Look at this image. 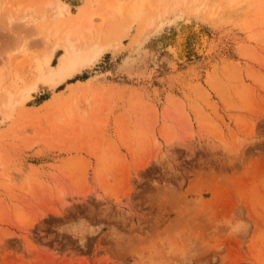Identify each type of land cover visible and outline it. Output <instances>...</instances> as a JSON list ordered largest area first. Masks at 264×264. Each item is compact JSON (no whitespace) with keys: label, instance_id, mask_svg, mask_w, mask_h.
Listing matches in <instances>:
<instances>
[{"label":"rangeland","instance_id":"obj_1","mask_svg":"<svg viewBox=\"0 0 264 264\" xmlns=\"http://www.w3.org/2000/svg\"><path fill=\"white\" fill-rule=\"evenodd\" d=\"M59 1L62 32L105 15ZM203 1L95 15L93 66L0 106V264H264V0ZM42 2L0 0L1 100L19 55L62 54Z\"/></svg>","mask_w":264,"mask_h":264},{"label":"bare ground","instance_id":"obj_2","mask_svg":"<svg viewBox=\"0 0 264 264\" xmlns=\"http://www.w3.org/2000/svg\"><path fill=\"white\" fill-rule=\"evenodd\" d=\"M44 1L45 0H43V2ZM102 1H101V3H102ZM166 1L167 0H156L155 3L157 4V7L154 6V3H152V0H131V2L129 4H125V3H127V2H125V0H107L106 3L104 1L105 5H104L102 11H104L105 15L101 14L100 11H99V13L97 12L98 14L97 13L95 14L96 16H99L101 19L100 20L101 21L100 22L101 23L100 28H97V29H99L101 31L102 25L106 26L108 28L109 26H111V24L115 20L117 22V19L121 20V19L127 18V19H130L129 20L130 23H128V25L125 26L126 27L125 32L128 33L131 30L132 26L140 18H142L144 16H148L149 12L151 10L156 11L157 8H161L165 4ZM181 1L184 4H186V5L189 4L191 6H193V4L197 5V3H198L197 0H181ZM44 3L46 5L44 8L49 7L48 10L49 11L52 10L51 12L48 13V15L50 13H52V15H50V17L47 16V18L50 21L52 20L53 23H55L54 18L51 19V17L57 16V19L59 17V20H60L61 17H64L65 15L74 16L68 10V8L66 6H63L60 3L59 0H52V1L49 0L47 2L45 1ZM101 3H99V4L101 5ZM90 4H91V7H93L92 5L94 4V2L93 3L91 2ZM90 4L88 7L89 9H91ZM96 5H98V4L97 3L94 4V6H96ZM198 5H199V7L196 6L198 8L195 11L196 13H200L201 9H203V8L205 10H206V8L210 9V7H208L204 3L203 0H201V2L199 0ZM42 8H43V5H42ZM53 11L55 13H53ZM205 13H206V11H205ZM82 14H83V12H82ZM95 15L93 14L94 17H95ZM211 15L213 17L217 16L215 13H212V12H211ZM40 16L43 17L44 14H42ZM90 16H92V14ZM161 16L162 15L160 14V17ZM41 17H39V18L41 19ZM94 17L86 18L87 20L84 21V24H83V21L78 20L79 17H77L75 24H73L74 22L72 23L73 25H71V26H69L70 25L69 24L68 25L69 27L67 26L66 30L63 31L64 34L62 32V29H61V27L63 28V25L59 27V25H61V24H59V25L57 24L59 22L58 20H57L58 22L55 24H53L51 21V23L53 24V25L51 24V27H49V25L47 27V25H46L47 23H46L45 26L47 29L44 28V26L40 22L39 23L41 26H39L37 21L40 19L38 17H37L38 20H32L31 23L33 25L35 24L37 26L36 27V28H38L37 30L44 31V32H41V33H43V36H46V35H44V34H46L45 29L48 30V28H50L48 31H46L47 35H49L48 37H50V35L53 34L52 36L56 37V39H58V36L60 35V33L63 34V35H60L61 36L60 47L62 49V54L59 56V58L57 59V63L55 64L54 63V54L56 52L55 51L56 47L59 46L57 43L56 44L57 46H54V48H53V45H52L50 49L41 53V56L40 55L39 56L33 55V54L30 55V52H23V54H21V56L19 55L15 60L16 62H18V64L16 63L18 66L16 64H14V67L17 66V68L16 69L13 68V70H15V71L12 73L14 75V80H13L14 84L12 85L13 91H8L5 94H3V96H5V101H4V99H2V100L0 99L2 101V102L0 101V103H1L0 106L5 105L8 107V106H12L14 104H18V105L23 106L26 102H28L30 100V98H32V95L37 92L39 87L43 86V87H48L50 89H55V88L59 87L61 84H63L64 82H66L67 80L73 78L75 75L81 73L83 70L93 66L100 59V57L105 53L106 49H108L107 48L108 43L105 45H102L99 42H95L90 37L92 32H94L93 30L95 29V27H94L95 18ZM81 19H83V18H81ZM42 20L44 21V18H42ZM153 20L154 19H147L146 20L145 24L142 27L140 34H143L149 27H151V25H153V22H152ZM113 25H115V24H113ZM83 27H84V29H82ZM81 30H83V31H81ZM101 32H99V33H101ZM37 33H38V31H37ZM99 33H97V34H99ZM101 34H103V33H101ZM106 34H107V32H106ZM140 34H139V36H141ZM38 35H39V33H38ZM107 35L105 36L106 38H107ZM46 37H43V38H45L46 42L48 43L49 42L48 37L47 38ZM105 37L103 35L104 39H106ZM53 40H55V39H53ZM136 40H137V38H136ZM205 41H206V39L203 38L202 43H201L202 46L204 45ZM51 42H52V40H51ZM54 43H56V41ZM23 48H25V46L20 47V49H22V50H23ZM109 49H110V46H109ZM11 69H12V67H11ZM10 73H11V71H10ZM12 74H11V76H12ZM1 79H3V78L1 77ZM17 81L22 83V85L17 86L16 85ZM0 84L2 86H4V88H5L6 85H3L4 83H0ZM11 84H12V81H11ZM11 84H10V86H11ZM8 88H10V87H8ZM1 92L4 93L3 89Z\"/></svg>","mask_w":264,"mask_h":264}]
</instances>
